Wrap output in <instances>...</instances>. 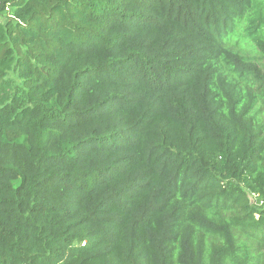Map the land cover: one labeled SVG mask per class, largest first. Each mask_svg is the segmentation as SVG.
<instances>
[{
	"label": "trees",
	"instance_id": "1",
	"mask_svg": "<svg viewBox=\"0 0 264 264\" xmlns=\"http://www.w3.org/2000/svg\"><path fill=\"white\" fill-rule=\"evenodd\" d=\"M0 264H264V0H0Z\"/></svg>",
	"mask_w": 264,
	"mask_h": 264
},
{
	"label": "rangeland",
	"instance_id": "2",
	"mask_svg": "<svg viewBox=\"0 0 264 264\" xmlns=\"http://www.w3.org/2000/svg\"><path fill=\"white\" fill-rule=\"evenodd\" d=\"M5 17H6V14L1 16V18H5Z\"/></svg>",
	"mask_w": 264,
	"mask_h": 264
}]
</instances>
